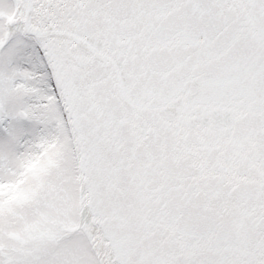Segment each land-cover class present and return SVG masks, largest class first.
<instances>
[{
	"label": "snow or ice",
	"instance_id": "snow-or-ice-1",
	"mask_svg": "<svg viewBox=\"0 0 264 264\" xmlns=\"http://www.w3.org/2000/svg\"><path fill=\"white\" fill-rule=\"evenodd\" d=\"M0 264H264V0H0Z\"/></svg>",
	"mask_w": 264,
	"mask_h": 264
}]
</instances>
